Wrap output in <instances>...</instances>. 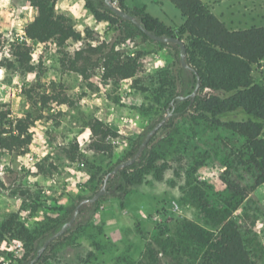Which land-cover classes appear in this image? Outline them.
I'll return each instance as SVG.
<instances>
[{
  "label": "rangeland",
  "instance_id": "374dc122",
  "mask_svg": "<svg viewBox=\"0 0 264 264\" xmlns=\"http://www.w3.org/2000/svg\"><path fill=\"white\" fill-rule=\"evenodd\" d=\"M134 1L136 4L126 0L127 12L145 7L169 27L184 21L179 9L169 0ZM203 1L230 30L264 27V0ZM29 4V0H12L8 9L0 8V68L6 70L4 79L0 80V116L7 114L0 124L9 129L10 123L14 127L19 119L30 116L32 120V142L25 151H0V230L15 217L29 231L28 237H12L7 233L0 238V244L6 243L0 249L3 258L0 264H20L19 259L35 258L36 250L72 218L75 209L70 210L92 198L104 185L107 175L137 153L136 144L143 142L158 122L169 113L173 117L174 110L165 106L162 93L181 91L180 61L174 49L142 34L131 37L132 30L125 26L104 22L105 28L97 32L96 25L89 27L86 23L89 16L94 18L86 2L79 9V20L70 11H61L71 16L75 25H84L82 41L70 40L62 47L54 41L34 43L30 62L34 70L21 65L14 56L17 40L25 35L26 26L37 12L31 5L34 9L31 17L27 12L13 14V9ZM78 42L81 47L76 49ZM93 42L95 48L108 47L105 53L114 46L122 59L137 58L142 72L132 79L105 80L104 59L89 53L86 56L98 62L97 66H88L85 75L69 69L75 52L93 47ZM6 49L11 59L3 55ZM38 49V58L33 61L32 54ZM159 61L163 64L156 67ZM82 65L80 62L79 66ZM29 74H34L31 81L27 79ZM17 76L19 83H13ZM253 76L264 86V62L254 67ZM29 89L34 90V95L62 91L72 104L53 103L41 115L26 98L25 90ZM4 96L8 99L4 100ZM96 121L111 129L104 138L107 148L102 151L93 147L101 138L93 137L91 125ZM168 121L148 146L158 155L156 168L165 167L163 179L158 180L152 171L141 184L131 187L124 199L111 193L102 197L88 220L74 224L69 233L50 243L37 264H149L146 251L158 227L167 226L174 231L181 222L190 220L211 228L191 202V188L205 183L203 188L212 202L220 204L227 194L224 178L240 183L243 168L230 166H235L233 162L243 140L230 131L214 130L204 123L194 126L183 117L175 119L173 127L165 126ZM229 167L232 174L227 176ZM112 178L107 182L108 191ZM235 216L248 228L244 236L255 264H264V227L258 226L264 225V185L247 198ZM157 264L176 262L159 255Z\"/></svg>",
  "mask_w": 264,
  "mask_h": 264
},
{
  "label": "trees",
  "instance_id": "16d2710c",
  "mask_svg": "<svg viewBox=\"0 0 264 264\" xmlns=\"http://www.w3.org/2000/svg\"><path fill=\"white\" fill-rule=\"evenodd\" d=\"M125 11L126 0H116ZM181 12L184 23L169 27L158 18L153 17L145 7H136L131 12L150 32L158 36L175 37L186 44L187 63L199 75L200 87L195 97L176 100L178 96H189L197 84L196 75L183 68L180 63V93L167 91L165 106L174 110L173 117L165 125L173 127L177 118H186L192 125L204 123L214 130H227L243 140L233 165L243 168L239 175L240 183L224 178L227 194L220 204H215L203 188L205 183H197L191 188V202L195 204L205 225L184 220L172 231L167 226L158 227L153 243L149 244L146 257L149 264H157L158 256L170 257L176 264H255L253 254L247 246L244 234L247 226L241 224L235 213L247 198L260 186L264 185V86L255 80L254 67L264 62V27H251L233 31L227 28L203 0H169ZM30 5L38 10L35 19L26 26L25 35L17 40L14 56L21 65L30 66L31 48L34 43L47 44L54 41L59 47L70 40L82 41L81 32L75 30L74 22L68 14L56 9L57 0H29ZM87 9L98 22L111 26H125L132 30L130 36L142 34L150 39L135 24L125 20L109 9L105 0H85ZM172 48L180 61L179 47L175 44L159 43ZM77 50L69 69L85 75L88 66H97L88 54H98L104 59L102 67L105 80H122L138 77L142 65L137 58H121V53L111 47ZM82 62L83 65L79 66ZM167 83V82H165ZM148 91L147 89H145ZM34 90H25L29 103L42 113L51 104H72L70 98L62 91L33 94ZM7 118L1 114L0 120ZM30 116L19 119L9 129L0 124V151H25L32 142ZM93 137H101L94 144L96 150H105L104 138L111 133L109 126L101 121L91 125ZM142 142L136 144V151ZM152 142L150 141L148 146ZM148 146L143 150L139 160L131 166L120 170L111 179L109 193L124 199L130 188L144 181V176L155 171L158 180H162L165 167L156 168L158 155ZM226 171L232 174V168ZM246 179L250 181H246ZM102 200V198H101ZM101 200L80 210L74 226L84 223L98 208ZM73 208L70 211H73ZM86 211L88 215H86ZM86 215V216H85ZM64 224L61 225V227ZM65 233H69L72 228ZM60 227V228H61ZM59 229V226H57ZM60 230V229H59ZM12 237L29 235V231L15 217L10 218L0 230V238L6 234ZM38 251L36 250V253ZM20 264H28L29 260L19 259Z\"/></svg>",
  "mask_w": 264,
  "mask_h": 264
},
{
  "label": "water",
  "instance_id": "95a60500",
  "mask_svg": "<svg viewBox=\"0 0 264 264\" xmlns=\"http://www.w3.org/2000/svg\"><path fill=\"white\" fill-rule=\"evenodd\" d=\"M105 4L109 7L110 10H112L113 12H115L118 16L122 17L125 20H129L131 21L133 24H135L144 34H146L151 40L157 42V43H166V44H175L179 47V51H180V63L181 66L191 72H193L196 75L197 78V84L196 87L194 89V91L187 97L184 96H179L176 98V100H185L188 97H195L196 94L198 93L199 87H200V79H199V75L196 72V70L192 67H190L187 63V55H186V44L183 40H180L178 38L175 37H168V36H158L156 34H153L152 32H150L149 30H147L139 21L138 19L132 15L131 13L123 10L121 7H119L117 5V3L114 0H105ZM174 105V101H172L170 103V106ZM171 114H167L160 122H158L156 124V126L148 132V134L146 135L145 139L143 140V142L141 143L137 153L131 158L128 159L120 164H118L111 172L110 174L107 175L105 181H104V185L102 186V188L92 197V198H88L83 200L81 203H79L75 210H74V214L72 216V218L65 223L62 228L55 233L54 235H52L51 237H49L46 242L44 243V245L38 250L37 255L35 256V258H33L32 260H30L28 262V264H37V262L41 259L43 253L47 250L48 246L50 245V243H52L53 241L59 239L60 237H62L68 230L70 227H72L75 222L78 219V216L80 214V210L84 205H92L95 204L96 202H98L102 197L106 196L109 194V191L107 189V182L108 179L114 175H116L120 170H123L129 166H131L132 164H134L135 162L138 161V159L140 158L143 150L148 146L151 138L163 127V125L170 119Z\"/></svg>",
  "mask_w": 264,
  "mask_h": 264
},
{
  "label": "clouds",
  "instance_id": "9594fccd",
  "mask_svg": "<svg viewBox=\"0 0 264 264\" xmlns=\"http://www.w3.org/2000/svg\"><path fill=\"white\" fill-rule=\"evenodd\" d=\"M11 2H12V0H0V8L8 9L11 6ZM84 3H85V0H79L78 3H73V0H62V2H58L56 4V9L58 11L68 10V11H70L73 14V16L77 20H79L81 18L79 9H81L83 7ZM33 11H34V9L29 4V5L22 6V7L18 8V9H13V14H17V13H20V12H27L28 13V16L31 17ZM37 12H38V10H37ZM86 23L88 24L89 27H91L93 25H96L95 30L97 32H102V30L105 28V23L104 22H100L99 24H97V22L91 16L88 17ZM74 28H75V30L81 32L82 35L84 34V25H82V24H76V25H74ZM95 46H96V44H95V42H93V47H95ZM80 47H81V43L78 42L75 45V48L76 49H79ZM70 51H71V49H70ZM3 55L8 56L9 59H11V55L7 51V49L5 50V52L3 53ZM32 55H33V61H36L37 58H38V55H39V49L37 50V52H34ZM162 64H163V61H159V62H157L156 67H160V66H162ZM5 71L6 70L4 68H0V80H3L4 79ZM149 71H151V69H149ZM33 78H34V74H29L27 76V79L29 81H31ZM13 83H19V77L18 76L16 78H14ZM4 87L7 88V85H4ZM78 90L79 89H77V91ZM3 99L4 100H7L8 97L7 96H4ZM84 102H86V101H84ZM17 103H19V101H17ZM96 103L99 104L100 101L97 100ZM137 103L139 104L140 101H137ZM62 107H64V106H62ZM14 114H15V110H14ZM30 131H31V129H30ZM88 134L89 135L91 134L90 133V130H89ZM25 163H27V160H25ZM32 170L34 172L36 171L35 168H33ZM68 171H72V169H68ZM81 175H83V174H81ZM29 179L31 180L32 178L29 177ZM49 183H51V181H49ZM258 226L259 227H264V225H259V224H258ZM14 244H16L18 246H21L22 245V242H20V241H14ZM4 247H6V243L5 244H0V249H3ZM7 250L8 251H12L13 249L12 248H8ZM0 259H3V258L0 257Z\"/></svg>",
  "mask_w": 264,
  "mask_h": 264
},
{
  "label": "crops",
  "instance_id": "0c3cea01",
  "mask_svg": "<svg viewBox=\"0 0 264 264\" xmlns=\"http://www.w3.org/2000/svg\"><path fill=\"white\" fill-rule=\"evenodd\" d=\"M130 1H132L134 4H136L134 0H127V3L130 2ZM215 15H216V14H215ZM216 16H217V15H216ZM160 21H162V20H160ZM162 22H164V21H162ZM164 23H165L166 25H168L166 22H164ZM182 23H184V21H183ZM182 23H181V24H177V26L182 25Z\"/></svg>",
  "mask_w": 264,
  "mask_h": 264
}]
</instances>
